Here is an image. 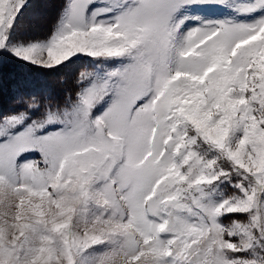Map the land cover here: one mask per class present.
I'll return each mask as SVG.
<instances>
[{"label":"snow or ice","instance_id":"snow-or-ice-1","mask_svg":"<svg viewBox=\"0 0 264 264\" xmlns=\"http://www.w3.org/2000/svg\"><path fill=\"white\" fill-rule=\"evenodd\" d=\"M0 0V60L60 73L0 107V264H264V0Z\"/></svg>","mask_w":264,"mask_h":264},{"label":"trees","instance_id":"trees-1","mask_svg":"<svg viewBox=\"0 0 264 264\" xmlns=\"http://www.w3.org/2000/svg\"><path fill=\"white\" fill-rule=\"evenodd\" d=\"M76 67V68H75ZM79 65H72L60 73H45L39 69L29 72L17 62L10 60L0 63V107L11 108L14 106L13 98L17 91V85L25 78L30 82L28 88H20L19 91H35L40 88L59 90L62 85V76H74L79 71Z\"/></svg>","mask_w":264,"mask_h":264},{"label":"rangeland","instance_id":"rangeland-1","mask_svg":"<svg viewBox=\"0 0 264 264\" xmlns=\"http://www.w3.org/2000/svg\"><path fill=\"white\" fill-rule=\"evenodd\" d=\"M53 2L54 0H33L36 7L31 9L25 17L22 27L24 34L44 35L50 30L57 13V9L52 6ZM10 60V58L3 59L0 63Z\"/></svg>","mask_w":264,"mask_h":264}]
</instances>
